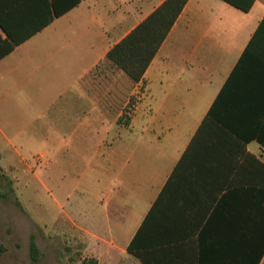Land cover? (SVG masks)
Wrapping results in <instances>:
<instances>
[{"label": "crops", "instance_id": "crops-1", "mask_svg": "<svg viewBox=\"0 0 264 264\" xmlns=\"http://www.w3.org/2000/svg\"><path fill=\"white\" fill-rule=\"evenodd\" d=\"M164 1L0 0V134L30 142L39 126L45 148L87 165L94 200L70 220L109 251L139 233L151 264H249L264 208L251 138L264 133V0H239L248 12L189 0L134 83L107 53Z\"/></svg>", "mask_w": 264, "mask_h": 264}, {"label": "rangeland", "instance_id": "rangeland-1", "mask_svg": "<svg viewBox=\"0 0 264 264\" xmlns=\"http://www.w3.org/2000/svg\"><path fill=\"white\" fill-rule=\"evenodd\" d=\"M123 119L128 121L129 115ZM33 129L25 135L33 138L30 142L0 134V264H82L93 257L98 264H142L128 252L111 246L109 251L72 224V206L94 200L87 193V181H82L88 167L74 163L70 155H59L53 144L45 148L49 135L39 126ZM96 202L101 207L104 198ZM32 235L42 252L38 263L30 254ZM115 242L122 245L124 241Z\"/></svg>", "mask_w": 264, "mask_h": 264}, {"label": "trees", "instance_id": "trees-1", "mask_svg": "<svg viewBox=\"0 0 264 264\" xmlns=\"http://www.w3.org/2000/svg\"><path fill=\"white\" fill-rule=\"evenodd\" d=\"M189 0H165L158 8H156L148 17L141 21L126 37L116 43L107 53V60L117 69L123 71L134 83H139L162 44L168 37L174 24L178 20L182 11ZM234 7L248 12L252 8V4H240L239 0H224ZM244 60L242 59L237 68L236 73L244 69ZM235 74V72H234ZM233 79V78H232ZM231 80L226 84L221 92L222 96L230 91ZM221 95L218 98L221 99ZM217 103V102H216ZM215 108L210 112L208 118L204 122L205 125L213 123L216 119ZM123 118H121L122 120ZM251 138H257L258 142L264 147V133L256 132L251 135ZM1 188V185H0ZM263 190L264 193V189ZM256 197V206L263 204L264 194ZM257 210V209H256ZM258 220L255 222V238L246 248L245 255L248 256L249 264H260L264 256V208L260 215L257 214ZM139 233L133 238L128 246V252L142 260L144 264H151L148 256L142 251L138 245ZM30 254L34 262H40L42 252L36 242L35 235L31 236L30 240ZM82 264H98L96 258L84 259ZM245 264V263H244Z\"/></svg>", "mask_w": 264, "mask_h": 264}]
</instances>
